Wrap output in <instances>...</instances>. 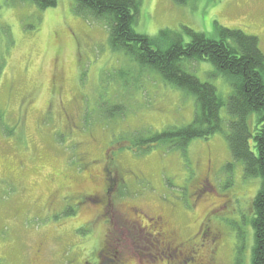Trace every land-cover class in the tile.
<instances>
[{"label": "rangeland", "instance_id": "rangeland-1", "mask_svg": "<svg viewBox=\"0 0 264 264\" xmlns=\"http://www.w3.org/2000/svg\"><path fill=\"white\" fill-rule=\"evenodd\" d=\"M138 1V34L212 36L216 22L258 38L264 55V0ZM184 66L230 95L209 64ZM116 106L121 115L106 116ZM194 111L192 98L113 52L104 23L76 16L70 0L43 11L0 0V264H99L106 247L116 252L107 264H194L188 254L252 264L251 203L261 182L244 177L222 133L184 154L130 149L148 133L188 125ZM104 188L109 195L91 203ZM131 208L167 218L183 255H163L156 230L124 216Z\"/></svg>", "mask_w": 264, "mask_h": 264}, {"label": "trees", "instance_id": "trees-1", "mask_svg": "<svg viewBox=\"0 0 264 264\" xmlns=\"http://www.w3.org/2000/svg\"><path fill=\"white\" fill-rule=\"evenodd\" d=\"M20 1H28L42 11L54 8L58 2ZM70 1L76 16L104 23L113 52L123 53L142 69L158 74L165 84L194 101L195 111L188 125L166 127L134 139L130 148L134 153L142 155L164 148L184 154L192 141L222 133L232 158L242 164L244 177L260 179L261 187L251 203L252 264H264V55L258 38L216 22L212 36L182 28L179 33L163 30L149 37L135 31L138 0ZM173 1L177 5L187 2ZM188 62L209 64L214 69L213 78H221L230 95L223 98L212 84L188 73L184 66ZM112 108L105 110L106 116L121 115L119 107ZM223 108L227 116L222 120ZM66 214L72 215L73 211ZM188 255L192 261V255Z\"/></svg>", "mask_w": 264, "mask_h": 264}, {"label": "flooded vegetation", "instance_id": "flooded-vegetation-1", "mask_svg": "<svg viewBox=\"0 0 264 264\" xmlns=\"http://www.w3.org/2000/svg\"><path fill=\"white\" fill-rule=\"evenodd\" d=\"M93 180L91 178L88 179V182H92ZM109 183V179H105V184H108ZM74 184L75 186H78L76 185L75 183H72ZM77 190V188L75 189ZM109 188H104L103 191H101L100 194H96V193H92V194H89V201L91 203L95 202L94 200H92V198H96L98 196H101V194H103V197H104V194L105 196L109 195ZM78 193V192H76ZM71 198L75 199L76 201H79V199L83 196L82 194H79V199H77V196L76 194L74 193V195H69ZM68 198V197H67ZM87 198V197H86ZM97 201V200H96ZM101 207V210L105 211L106 208H110V205L109 203L106 201L102 202V205L100 206ZM129 214H124L125 217L128 218V221H130V224H134L135 225L139 222H141L140 220L143 219L144 221L147 222V224L149 226H151V228H154L156 230V240L157 242H159V250L162 252V254L164 255H167L169 258H171L174 254L175 255H180L182 256V252H181V246L177 245L176 244V234L175 232L172 230L171 228V224H170V221L167 219V218H163L161 216H153V217H150L151 219H148V216L143 213L142 211L138 210L137 208H131L129 209ZM105 214H108V213H105ZM139 216H141L139 218ZM107 225H109L107 222H106ZM90 226V225H89ZM203 238H206L207 237V234H202ZM107 237V236H105ZM115 254L116 252H114L113 250H111L110 248H104L103 250V256H102V260L104 261H101L99 264H107V262H111L113 261V259H115ZM194 258V264H205V262L199 258V257H193ZM79 264H98L96 262H91L90 260H81Z\"/></svg>", "mask_w": 264, "mask_h": 264}]
</instances>
